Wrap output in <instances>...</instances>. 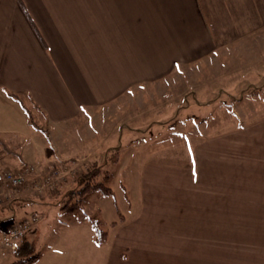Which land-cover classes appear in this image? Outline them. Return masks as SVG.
Masks as SVG:
<instances>
[{"label": "crops", "instance_id": "0c3cea01", "mask_svg": "<svg viewBox=\"0 0 264 264\" xmlns=\"http://www.w3.org/2000/svg\"><path fill=\"white\" fill-rule=\"evenodd\" d=\"M247 1L254 23L246 21ZM220 3L243 10L245 21L228 26L230 39L251 36L240 46L253 44L251 31L264 29V0H0V168L86 159L79 148L87 141L71 136L74 127H86L89 140L115 134L118 121L146 133L139 111L149 115V98L233 44L221 43L224 27L210 25ZM257 99L228 103L211 133L185 132L191 149L171 155L184 165L143 162L137 208L112 227L109 245L93 247L102 264H264V99ZM35 116L46 137L37 135ZM128 135L133 161L151 137ZM118 148L108 150L118 155L117 170Z\"/></svg>", "mask_w": 264, "mask_h": 264}, {"label": "rangeland", "instance_id": "374dc122", "mask_svg": "<svg viewBox=\"0 0 264 264\" xmlns=\"http://www.w3.org/2000/svg\"><path fill=\"white\" fill-rule=\"evenodd\" d=\"M250 4L249 1L244 4L245 10H248L246 21L247 23H254ZM220 5L217 10L214 9V16L210 19V25L215 28L218 25L224 27L223 33L226 38L222 39L221 43L228 42L229 44L234 39H230L231 36L227 34L228 26L235 22L245 21L241 19L240 15L243 10L239 9L237 12V6L233 4L235 9L231 12L222 3ZM251 33L253 34V44L240 46L244 42H249L251 36L237 38L229 46L221 44V52L217 61L194 65L184 70L180 77L172 76L169 82L162 86H167L165 94H156L158 99L152 101L149 98L146 108L150 111L149 115L143 109L139 111L145 121L141 128L149 127L146 133L128 132L126 126L118 121V132L115 134L101 135L100 133L98 136L92 135L91 140H89L90 138L83 137L88 133L86 127H74V132L70 131L71 136L73 135L72 137L78 138V140L87 141L82 143L79 148L80 154L87 153V158L42 165H48L44 168L62 164L68 165L71 171L66 174L64 182H61L54 190L46 189L41 193L18 189L10 193V198L1 202L0 219L10 215L13 217L10 220L7 218L6 221L8 220V222L4 220L2 223L4 226L0 228V264H23L21 260H26L34 254L42 255L40 260L34 264H102L104 256L100 251L93 248L96 246V234L87 221V217L102 221V229L108 233V236H111L114 229L110 224L119 220V214L129 218L137 208V202L141 200V172L144 161L158 160L162 163L164 161L184 165L183 158L177 156H180V151L184 154L183 150L191 149V142L186 135L184 136L185 132L194 134L193 137L197 136L195 132L198 134L211 133L213 120L221 116L220 112H228L226 107L228 103L234 104L236 99L245 100L247 97H249L250 102L260 101L257 99L258 97L264 99V41L260 45V38H264V29L253 30ZM232 58L237 61H232ZM151 97H154V94ZM261 102L264 103L263 100ZM244 109L245 106L243 111ZM151 112L158 113L150 119L148 116ZM176 117L182 121L179 123L180 125H177L178 119ZM230 117H232L231 114ZM117 118L114 113L113 120H111L113 124L117 122ZM223 119H227V117H221L220 120ZM38 120V117L35 116L34 121L43 130H39L37 135L46 137V128ZM161 121H167L166 124H162L165 126L158 125ZM111 128L113 127H106V129ZM107 131L109 134L111 130ZM22 132L24 134V131ZM121 132H123L122 137ZM178 132H181L180 136H178ZM127 133L131 138L151 137L150 142L141 143L137 148L138 156L135 160L133 159L134 164H132V158L129 156L131 149L124 147ZM172 134L177 137H173ZM120 145L122 147L119 149ZM111 147H117L120 151V168L117 170L116 165L107 163L108 165L101 166V169L109 171L110 178L105 184L112 190V197L103 196L100 192L95 191L89 194L81 207L72 214L62 211L61 204L68 200L70 190H77V188L74 189L76 187L74 180L87 167H100V165L106 164L107 159L113 154L108 151ZM72 150H75V147ZM104 153L107 154L106 157H104ZM176 153L177 156L171 158V155H176ZM37 201L41 202L32 207ZM8 207L9 209H7ZM33 215L37 216L39 220L18 241L17 245L22 246L19 254L15 255L14 251L4 248L1 241L2 235H5L7 229L16 225L20 220ZM109 241L107 240L108 245L110 244ZM76 247L79 250L73 249ZM90 247L93 249H88Z\"/></svg>", "mask_w": 264, "mask_h": 264}, {"label": "built area", "instance_id": "2783aa9c", "mask_svg": "<svg viewBox=\"0 0 264 264\" xmlns=\"http://www.w3.org/2000/svg\"><path fill=\"white\" fill-rule=\"evenodd\" d=\"M70 171V167L66 164L45 169H41L34 164H25L19 170L0 168V204L10 198V193L18 189H26L38 193L46 189L54 190L61 182H64L66 174L70 173ZM38 220V217L33 215L9 227L2 237V246L14 251L18 241L32 229Z\"/></svg>", "mask_w": 264, "mask_h": 264}, {"label": "trees", "instance_id": "16d2710c", "mask_svg": "<svg viewBox=\"0 0 264 264\" xmlns=\"http://www.w3.org/2000/svg\"><path fill=\"white\" fill-rule=\"evenodd\" d=\"M9 96H11L12 98H14L15 100H17V102L21 105V107L24 109L27 118L29 120V123L31 125H34L31 116L29 114V111L27 110V108L24 106L23 102L20 100V98L14 94H8ZM114 164L117 165L118 163V155L117 153H113L109 159H107L106 161V165L108 164ZM101 166H105L104 165H100V167H87V169L84 172H81L80 175L74 180L75 182V188H77V190L75 191H71L69 192V198L68 200H66V202H64V204H61V210L68 213V214H72L77 208L81 207V205L84 203L86 197L95 192L98 191L100 192V194H102L103 196H111L113 195L112 190L105 184L106 181H108V179L110 178V174L109 171L107 170H102ZM102 170V172H101ZM101 173L103 174L101 176ZM100 177V178H99ZM75 198V199H72ZM9 209V207L7 208ZM13 215L8 216V220H10V218H12ZM4 217V219H0V228L2 226H4L3 221L6 219ZM26 218V217H25ZM123 219V216L121 214H119V220L117 222H112L110 224L111 227L116 226L119 222H121ZM8 220L6 222H8ZM87 221L90 223L91 227L93 228V230L95 231L96 234V238H95V242L97 245L101 246L103 244L106 243L107 238H108V233L102 229V221H100L99 219H94L91 217H87ZM3 237V235H2ZM22 246L21 245H17L15 250H14V254L18 255L19 252L21 251ZM39 258V254H34L29 256L26 260H21V262L23 264H34L36 262V260Z\"/></svg>", "mask_w": 264, "mask_h": 264}]
</instances>
